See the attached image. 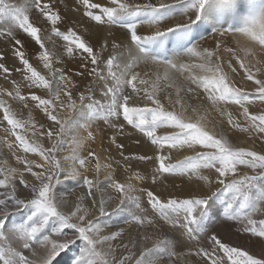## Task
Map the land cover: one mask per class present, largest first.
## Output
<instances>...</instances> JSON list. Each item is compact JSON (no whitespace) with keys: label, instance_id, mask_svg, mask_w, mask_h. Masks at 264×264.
<instances>
[{"label":"snow or ice","instance_id":"snow-or-ice-1","mask_svg":"<svg viewBox=\"0 0 264 264\" xmlns=\"http://www.w3.org/2000/svg\"><path fill=\"white\" fill-rule=\"evenodd\" d=\"M177 16L183 19L169 23ZM41 24L50 26L47 35ZM144 27L149 31L142 34ZM101 28L109 36L102 43L97 36L93 44L89 37ZM113 29L126 42L113 36ZM21 34L39 46L38 58L52 80L29 62ZM53 37L66 42L67 57H80L79 69L53 68L54 54L45 45ZM209 37L214 46L202 47ZM0 39L11 43L12 55L22 65L14 70L27 87L48 93V98L24 95L14 80L11 90L0 88V124L7 122L0 143L22 165L0 160V264H176L178 259L198 264L184 257L202 258L204 264H264V153L235 146L223 130L226 119L230 129L264 139V112L249 111L256 101L264 104V60L257 57L258 49L264 52V0H0ZM110 39L112 51L105 56ZM184 57L188 62H180ZM233 61L253 91L231 79L230 74H238ZM63 62V56L55 60ZM140 63L154 70L134 71ZM0 70L9 74L5 80L13 71L3 63ZM73 74L87 83L77 82ZM137 96L142 107L130 104ZM4 97L22 109L31 101L51 126L40 131L46 125L37 127L31 111L27 120L17 118ZM228 105L238 106L244 123L227 111ZM129 126L150 143L152 155H125L118 138L131 135ZM18 130L46 136L50 147L29 141ZM97 138L114 146L124 163L112 157L111 147L103 149V158L90 150ZM17 149L42 162L18 155ZM179 151L193 154L171 162L173 152ZM90 158L95 161L91 179L86 174ZM61 159L68 164L62 166ZM133 160L150 162L151 171H130ZM102 168L107 173L101 180ZM120 168L129 172L123 182L115 178ZM61 177L81 189L71 205L58 191ZM169 178H187L202 193L164 199L144 186ZM212 185L218 187L212 191ZM109 204H114L110 210ZM18 213L21 221L10 223ZM121 213H127L125 223L136 229L127 241L122 227L105 233L110 225L101 219ZM165 225L167 232L162 230ZM217 225L258 243L259 258L222 241L214 230Z\"/></svg>","mask_w":264,"mask_h":264},{"label":"bare ground","instance_id":"bare-ground-1","mask_svg":"<svg viewBox=\"0 0 264 264\" xmlns=\"http://www.w3.org/2000/svg\"><path fill=\"white\" fill-rule=\"evenodd\" d=\"M94 2H100L103 3L104 0H94ZM153 2H155V0H153ZM166 2H168V0H166ZM177 20L176 21H170L169 23H175V22H179L180 20H182L183 18L180 16L176 17ZM67 23V22H66ZM66 23L63 25H60V28L63 30L66 27ZM42 28H46L47 31L44 32V35H47L50 32V26L47 25H39ZM149 30L147 29V27L141 28L140 32L142 34L147 33ZM113 36H115L119 41H125V37L121 34L120 30L117 29H113L112 33ZM26 35H19V39H21L23 41V50L25 51L26 57L28 58L29 62L33 65L36 66L37 68H39L41 70L42 73L46 74H50L48 69H45L43 67V63L39 60L38 58V53L41 51V49L39 48L38 45L35 44L34 41H32L31 39L27 40V36L24 37ZM97 36H99L101 38V43L103 42V37L105 36H109V31L106 28H101L98 30H94L93 34L89 37L91 42L93 44L96 43L97 41ZM226 40L229 38H225ZM65 41L61 40L58 37H53L51 41L45 40V45L48 48L49 51H51L54 55H53V68H62L65 70V72H67L69 69H79V64L80 61L77 62L78 65H73V63L75 61H73L72 58L67 57L66 52H65V47L63 48V44ZM65 45V44H64ZM111 45V39L109 40V48L107 49V52L105 53V56L108 55V53H111L112 49L110 47ZM214 46V41L209 37L206 41L202 42V47H212ZM12 45L10 42L5 41L4 39H0V52H2L4 54V59L0 60V63H3L6 67H8L9 69H13L12 74L13 75V79H17L19 80V82H17L18 84H20L21 86V91L24 93H30L32 91V89H29L27 87L26 82L23 81V76L21 73L16 72L14 69L15 68H21L22 65L19 64V61L14 58V56L12 55ZM221 55L224 59H228L229 58V54L223 53L221 52ZM63 56L64 57V62L57 64L55 63V60L57 57ZM257 57L264 60V52H261L259 49L257 50ZM169 58H174L172 53H169ZM180 62H188L187 58H181ZM233 64L235 65V61H233ZM237 68V72L238 74H230L231 75V79L237 84V86H240L241 84H243L244 88L246 91L248 90H253L254 86L252 84V82H244L242 81V77H243V71L239 69V65H235ZM149 69L154 70V66L150 65L148 67H145L144 63H140L138 65V67H136L134 69V71H139L141 73H143L144 71H148ZM6 73H3L2 70H0V79L2 80V87L3 88H8L9 90H11V84H9L10 82V78L8 80H5L4 77L6 76ZM57 75H59L57 73ZM52 75H50L48 77L49 80H52ZM73 79L76 80L77 82H80L82 85L87 83L86 79H83L81 77H77L73 74ZM53 87H55V85H53ZM248 89V90H247ZM82 90V89H81ZM46 92V95H48L47 90H44ZM128 92H131V88L127 89ZM97 97H99V92L96 93ZM142 95V94H141ZM7 99H10L7 97ZM12 102V106L13 108L16 110L17 112V117H28V114H22L20 112V109L16 108V105L18 104V102ZM166 104L167 106V102L166 101H162ZM130 104H134V105H139V106H143L144 102L142 101L141 97L137 96L134 97L132 101H130ZM231 105L227 106V111H229ZM233 109V110H232ZM232 113L235 115V117H237V119L240 120L241 123H244L243 118L240 117L239 113H240V109L236 108L235 106L232 105ZM249 111L252 114H259L261 112H264V104H261L259 101H256L254 104L249 106ZM230 112V111H229ZM41 113L36 112V119L40 120L45 118L44 116L41 117L40 115ZM215 115V114H214ZM33 117V116H32ZM0 119H2V113H0ZM28 119V118H27ZM33 119L37 122V120L35 119V117H33ZM122 120V117H121ZM42 123V122H41ZM47 123V122H46ZM44 124V123H43ZM6 125V122H3V124H0V138L5 136V133L3 132V127ZM48 127L51 126V123H49V125H47ZM223 130L228 134L229 138L231 139V141L233 142V144L237 147H244L246 146L249 149H255L258 150L260 152L264 153V139H261L260 137L258 139H254L253 135H257L256 137L260 136L256 133H251V138H249L247 133H241L238 132L236 130H232L229 128V126L226 123V119L225 122L223 124ZM127 132H130L131 135L127 136V138H118V141L120 143H123L124 145V153L125 155H132V154H148V155H152V147L150 146L149 142H146L145 139L143 138L142 134L135 132L134 130H132L129 126V128L126 130ZM11 140L14 141L13 137H10ZM255 140L254 143H256L255 145L251 142V140ZM139 140L140 143L137 144L136 141ZM2 144V143H0ZM49 144V142L47 141V145ZM257 145V146H256ZM3 146V145H2ZM111 147V155L112 157H114L115 159H120L121 163L123 164V160L121 157H119V153L118 151L115 149L114 146H110L107 142H105L104 144H101L100 139L97 138L96 142L92 145H90V150L96 152L98 155H100L102 158L103 156H105L107 153H105L103 151V149L105 148H109ZM6 151H4L3 149H0V159L1 160H7L9 165L12 167H17L18 164L15 161V157L11 155V152L9 151V149H7L6 147L4 148ZM17 154L22 156L19 152V150L17 149ZM63 155L67 154V149L63 152H59L58 158L63 157ZM166 154V153H165ZM193 153L191 151H179V152H173L172 154V161H176L178 159H183L184 156L186 155H192ZM82 156L87 155V152H82L81 153ZM23 157V156H22ZM36 159L41 161L40 158L38 156ZM42 162V161H41ZM93 163H95V161H92ZM105 161L103 159H101V163H104ZM61 164L62 166H66L68 164V162L64 161L63 159H61ZM91 164H88V167L90 169V171L88 173H86L90 178L94 176V172L92 171V168L90 166ZM147 169L149 172L151 171V167H150V162H138V161H131V169L130 171H141V174H143L144 170ZM81 171H83L81 169ZM107 170L105 169H101L100 172V179L102 180L103 177L106 175ZM205 174H208L210 176L214 177L213 172H208L207 170H205ZM129 175V172H125L124 168H120L118 172L115 173V178L120 180L121 182H123L126 177ZM31 180V176L26 178ZM62 183L61 185L58 186V191L60 192H64L66 194V198L69 201V205H71L76 197L78 195L81 194V189L76 185V183L74 181H64L63 177H61ZM144 186L146 187H151L152 190L155 193H158L160 196H163V198L167 199L170 196L176 197L175 195H177L178 197L181 196H192V195H199L202 193V190L196 185V184H190L187 182V178L184 179V181H182L181 179H171L169 178V180H167L166 182L160 183L158 182L155 186L151 185V181L149 180ZM214 187V185H212V188ZM66 189H73V194H68V191L65 190ZM211 188V190H212ZM207 189H205L206 191ZM3 191V190H2ZM24 193H21V195H23ZM108 194H114L111 193V190H109ZM99 199V197L97 198ZM114 206V204H109V210L111 209V207ZM93 215H97L98 213L93 210L92 211ZM127 213H121V214H117V215H113L110 217H103L102 219L104 220V222L107 225H110V227H105L104 228V232L105 233H109L111 231H114L118 228H124L125 232L123 235V239L125 241L128 240L129 236H135L136 235V229L135 228H130L126 223H125V217H126ZM22 219L21 214H15L14 216L9 218V222H20ZM160 223L163 225V222L160 221ZM163 231L167 232L169 231L168 227L165 225L163 226ZM219 234L221 235V237L226 240H232L234 243H239L236 239V234H234V231L230 229L229 226L224 225V228H219L218 230ZM220 237V238H221ZM244 241V240H243ZM247 243H255L254 246L255 248H257V253L260 254V247L258 245V243L256 242H250V241H246ZM147 246H151V241H147L146 242ZM246 244V243H245ZM248 244L244 245V247L248 248L247 246ZM195 245H189V244H185V248H190V247H194ZM252 247V246H250ZM254 248V247H253ZM250 249V248H249ZM137 253L139 251V249L137 248ZM177 251H180L179 248H177ZM255 253V252H252ZM251 253V254H252ZM27 254V253H26ZM119 254V252H118ZM257 254V255H258ZM69 255H71V253H69ZM184 259H192V260H196L198 261V264H204V261L202 258H196V257H184ZM176 264H181V261L178 259L176 261Z\"/></svg>","mask_w":264,"mask_h":264},{"label":"rangeland","instance_id":"rangeland-1","mask_svg":"<svg viewBox=\"0 0 264 264\" xmlns=\"http://www.w3.org/2000/svg\"><path fill=\"white\" fill-rule=\"evenodd\" d=\"M32 19L33 20H35L36 19V17H35V15H33L32 16ZM176 20H177V18H176ZM175 20V21H176ZM22 36L24 35V34H21ZM24 37H26V36H24ZM30 38L29 37H27V40H29ZM62 40V39H61ZM66 42H64V44H65ZM63 44V48H64V45ZM49 48V47H48ZM71 58V57H70ZM73 61H75L74 63H73V65H78L77 64V62H81V60H80V57H78L77 56V58L76 59H73ZM33 66V65H32ZM34 68H36L37 69V71L38 72H40V74L41 75H43L46 79H48V77L50 76V74H44V73H42L41 72V70L39 69V68H37L36 66H33ZM22 68V67H21ZM12 74V72L10 73V76H9V78L11 79L10 80V82H9V84H11V81H16V82H19V80H17V79H13L14 77H13V75H11ZM7 75H9V74H7ZM12 86V85H11ZM0 88H3L2 87V80L0 79ZM45 89H32V91L31 92H34L35 94H37V95H39V96H41L42 98H48V95H46V92L44 91ZM248 90V89H247ZM249 92H251V91H253V90H248ZM22 92V91H21ZM22 94H24V95H29V93H24V92H22ZM4 99H7V97H4ZM9 100V102L12 104V102H11V100L10 99H8ZM233 106H235V105H233ZM237 109H238V106H235ZM16 108H18V109H20V112L22 113V114H28L30 111H31V113H32V116L33 117H35V119H36V112H38V113H41L40 115H41V117L42 116H44V114L42 113V112H40L38 109H35V107H34V103H32L31 101H29V108L28 109H22V106L19 104V102H18V104L16 105ZM231 109H232V105L230 106V108H229V111L232 113V111H231ZM15 110V109H14ZM233 110V109H232ZM233 114V113H232ZM233 116H235L234 114H233ZM29 117V116H28ZM28 117H17V118H19V119H21V120H27V118ZM37 120V127H39V124L42 122V123H44L45 125H46V128L45 129H40V131H46L47 130V125H49V123H52V122H50V121H47L46 120V118H43V119H40V120H38V119H36ZM47 122V123H46ZM7 123V122H6ZM50 127V126H49ZM18 131H20L21 132V134L22 135H25L28 139H29V141H38V142H40V143H43V145L45 146V147H50V144H48L47 145V141H48V139H47V137L46 136H43V137H40L39 135H37V136H32V134H31V131H29V132H24L23 130H18ZM157 132H158V134H164V132H165V130L164 129H158L157 130ZM248 134V136L250 135L249 133H247ZM254 134V133H253ZM252 135V134H251ZM257 135H253V137H254V139L256 140V139H258L260 136H258V137H256ZM14 138V140H15V137H13ZM251 140V139H250ZM254 140V141H255ZM254 141L253 140H251V142L255 145L256 143H254ZM257 146V145H256ZM245 148H247L246 146H244ZM5 147L4 146H2V144H0V149H3L4 151H6L5 149H4ZM19 150V152H20V154L23 156V157H26V158H28V159H35L37 162H41V161H39V160H37L36 158L37 157H35V155L34 154H32V153H28V154H25V153H23V151L22 150H20V149H18ZM251 150H253V149H251ZM255 150V149H254ZM255 151H257V152H260V151H258V150H255ZM261 153H263V152H261ZM62 156H64L63 154H62ZM1 160V159H0ZM90 161H91V158H90ZM67 162V161H66ZM175 161H173V163H174ZM90 166H91V168H93V165H94V163L91 161L90 162ZM17 167H22V165H18ZM244 171V169H241V172H243ZM213 174H214V172H213ZM215 175V174H214ZM28 177H30V174H28V173H25V178H28ZM90 178V177H89ZM92 178V177H91ZM90 178V179H91ZM216 187H218V185H214V187L212 188V191H214L215 190V188ZM65 190L66 191H68V194H73L74 192H73V189L72 188H70V189H66L65 188ZM0 191H2V189H0ZM158 194V193H157ZM159 195V194H158ZM176 197H178L177 195H175ZM162 198H163V196H161ZM187 197H189V196H181V197H179V198H187ZM165 199V198H164ZM103 218V217H102ZM101 218V219H102ZM102 221L104 222V220L102 219ZM219 228H224V225H217V227L214 229L216 232H217V234L221 237V235L218 233L219 231ZM230 229L231 230H233L234 231V234H236V232H235V229L234 228H232V227H230ZM236 237V239H237V241L239 242L238 244L237 243H234L232 240H229V241H226V240H224L222 237H221V239H222V241H224V242H226V243H230V244H233V245H238V246H240L241 248H243L244 250H247V251H249L250 252V254L252 253V252H255V253H252L253 255H257L258 253V251H257V248H255V246H254V244L255 243H247L246 241H248V240H246L245 238H243V237H240V238H238L237 237V235L235 236ZM244 240V241H243ZM248 244L247 246H248V248H246V247H244V245H246V244ZM250 246H252V247H250ZM254 247V248H253ZM250 248V249H249ZM258 256V258H259V254L257 255Z\"/></svg>","mask_w":264,"mask_h":264}]
</instances>
